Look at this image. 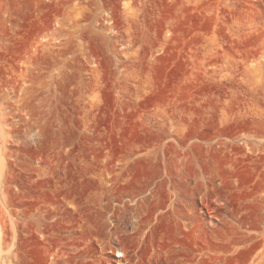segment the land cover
I'll return each instance as SVG.
<instances>
[{"label": "rangeland", "instance_id": "rangeland-1", "mask_svg": "<svg viewBox=\"0 0 264 264\" xmlns=\"http://www.w3.org/2000/svg\"><path fill=\"white\" fill-rule=\"evenodd\" d=\"M0 264H264V0H0Z\"/></svg>", "mask_w": 264, "mask_h": 264}]
</instances>
